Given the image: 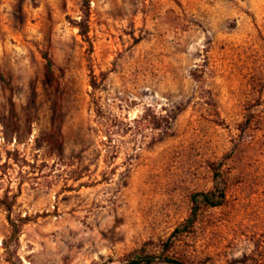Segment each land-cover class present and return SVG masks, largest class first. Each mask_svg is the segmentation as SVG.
Instances as JSON below:
<instances>
[{"label":"rangeland","instance_id":"obj_1","mask_svg":"<svg viewBox=\"0 0 264 264\" xmlns=\"http://www.w3.org/2000/svg\"><path fill=\"white\" fill-rule=\"evenodd\" d=\"M0 0V264H264V0ZM226 199L195 224L192 193ZM6 241V242H5ZM156 264H173L156 259Z\"/></svg>","mask_w":264,"mask_h":264},{"label":"trees","instance_id":"obj_2","mask_svg":"<svg viewBox=\"0 0 264 264\" xmlns=\"http://www.w3.org/2000/svg\"><path fill=\"white\" fill-rule=\"evenodd\" d=\"M89 8L90 0H82L83 18L78 22V26L80 29L79 33L82 35L83 39L89 42L90 45H92L89 37ZM220 169V165L213 166L215 185L212 189L207 191H196L192 193L191 215L181 228H177L175 230L174 235H176L177 233L188 231L195 224L197 217L203 207L219 206L225 202L226 186ZM17 196L18 194H14L12 199H10L8 192H6L4 196L0 198V203L4 210L7 212V218L12 227V234L10 236L11 238H18L22 226L29 220L28 216H18V218H14L12 216ZM173 242L174 240L172 236H170L168 240L164 241L162 243L159 256H156L154 253L145 252L146 249L142 248L137 254L130 256L127 260L121 261L120 264H156V259L158 258L168 263L185 264L182 259L173 257L172 254L169 253ZM101 264L109 263L103 262Z\"/></svg>","mask_w":264,"mask_h":264}]
</instances>
